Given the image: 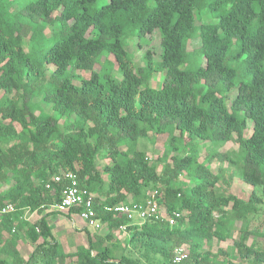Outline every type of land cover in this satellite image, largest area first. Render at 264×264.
<instances>
[{"label":"trees","instance_id":"1","mask_svg":"<svg viewBox=\"0 0 264 264\" xmlns=\"http://www.w3.org/2000/svg\"><path fill=\"white\" fill-rule=\"evenodd\" d=\"M98 1L0 0V203L16 207L0 216V264H264V0ZM156 31L160 58L148 49L138 66L128 42ZM150 134L167 135L161 172L138 148ZM230 141L236 151L218 150ZM101 157L110 159L103 170ZM215 159L230 164L229 177L222 164L211 168ZM63 170L94 194L104 224L71 251L49 212L20 218L60 201L54 176ZM234 176L253 187L249 198L220 189ZM150 189L165 214L182 213L174 224L104 208L145 203ZM22 233L34 245L28 258L17 248ZM182 245L189 255L175 263Z\"/></svg>","mask_w":264,"mask_h":264},{"label":"rangeland","instance_id":"2","mask_svg":"<svg viewBox=\"0 0 264 264\" xmlns=\"http://www.w3.org/2000/svg\"><path fill=\"white\" fill-rule=\"evenodd\" d=\"M108 0H99L96 4V7H100L102 4L106 3ZM20 3H16L14 5H12L11 10L13 12L17 11L20 9ZM49 29H47V31H49ZM199 45V39H195L192 40L190 43V49L195 48L196 46ZM128 50L133 54L134 56V61L135 63L140 66L143 65V54L148 50H152L155 59H159L160 58V53H161V45H160V36L159 33L156 31L154 32L152 35H150L148 37V42L143 43L142 45H138L135 41H130L128 42L127 45ZM112 60H114V57L111 56L110 57ZM97 69L100 68V65L96 66ZM117 69V65L115 67ZM54 69V66L50 65L49 70H48V74H50L52 72V70ZM80 73L84 76V77H89L91 72L90 71H80ZM115 74L120 77V74L118 73V71H115ZM163 75L161 73H156L154 75L152 84L156 87H159L161 85V81H162ZM3 91H0V96L3 95ZM235 94V91L232 92L230 94V97L232 98ZM231 100V99H229ZM39 107L40 104H39ZM42 108V107H41ZM45 108L47 110H50V108L48 106L45 105ZM39 109H37L38 111ZM63 120H61L62 122ZM250 126H252V123H250ZM252 129L249 127L246 132L245 135L248 136L250 135ZM178 133V132H177ZM167 139V135H157L155 136L154 134H150V136L148 138H141L138 144V148L143 149L147 152L148 156L150 157V159L154 162L157 163L158 165V170L159 172H161L162 168H163V164L159 163V161H157L158 157L161 156L164 152L165 149V141ZM207 147L204 148L203 150H201V160L204 158L205 154L207 153ZM238 149V143L236 141H230L228 143H226L225 145H222L221 147L218 148L219 151L221 152H229V151H236ZM110 159L108 158H99L98 160V166L101 170H103V166L105 163L109 162ZM221 162L218 161L217 159H215V161H213L210 166L213 170L218 171L219 166H221ZM222 167L225 168L227 170L226 175L227 177L230 176L231 171L233 170L232 167L230 166V164L223 163ZM104 177L107 176L106 172H103ZM180 180L184 183H189V178L186 174L180 176ZM220 189H225L227 191H230L232 193H235L237 195H239L240 197H243L245 199L249 198L250 194L253 191V187L251 185H249L248 183L242 181V179H240L238 176H234L233 179L231 180V184L230 185H224L223 183H221L220 185ZM152 189H150L149 191H151ZM148 191V192H149ZM131 198V196H129ZM162 207V206H161ZM59 224V221H57ZM240 222H236V229L239 227ZM68 228L70 229V226H68ZM102 227L99 228L98 230L101 231ZM119 229L115 230V237L114 238H121V249L124 245V238L125 235L121 236L122 233L118 231ZM70 232V231H69ZM71 233V232H70ZM67 233V235L63 236V240H66L67 243H63V245H65V247L68 248V246L70 245V243L72 242V244H80V242H84L83 237H81V235H76V234H70ZM128 233V232H127ZM237 233V232H236ZM97 234V233H95ZM74 236V237H73ZM62 241V239H61ZM233 243V240H228V241H223L221 243H216L214 246V250L216 251L218 247H222L223 249H227L228 246H231V244ZM110 244V243H109ZM74 245V246H76ZM20 246H22V251L24 252V256L25 258L29 257V254L31 252V250H33L32 248V244L30 243V241L26 240L24 236L21 235V243ZM71 249V248H70ZM21 251V252H22ZM120 251V250H119ZM122 253V251H121ZM237 262H242L241 258H238L236 260ZM35 264H40V263H35Z\"/></svg>","mask_w":264,"mask_h":264},{"label":"built area","instance_id":"3","mask_svg":"<svg viewBox=\"0 0 264 264\" xmlns=\"http://www.w3.org/2000/svg\"><path fill=\"white\" fill-rule=\"evenodd\" d=\"M56 182L63 184L61 198L57 204L52 205L54 210L67 212L72 208H80L78 213L82 219L87 222L88 226L99 229L103 223L97 218L96 210L94 208V194L87 188V186L80 183L77 174L73 171L63 170L61 173L54 176ZM49 186V185H48ZM158 189L148 192V197L145 203L117 204L115 206L105 205V210L114 211L124 214L128 219L137 223H142L148 218H158L159 216L169 220L174 224L177 218L182 216L179 211H174L172 214H165L164 209L158 202ZM16 207L13 203H0V215L15 211ZM120 230L127 231V226L121 224ZM14 230V229H13ZM189 255V249L186 245L178 246L174 252V262L180 263Z\"/></svg>","mask_w":264,"mask_h":264},{"label":"crops","instance_id":"4","mask_svg":"<svg viewBox=\"0 0 264 264\" xmlns=\"http://www.w3.org/2000/svg\"><path fill=\"white\" fill-rule=\"evenodd\" d=\"M51 211H54V209L53 208H49V209L45 210L42 213L40 211H37V210L30 211V210L26 209L25 212L20 216V218L22 220H27V221H30V222H34V221L40 219L43 215H45L46 213L49 212L50 215H49L48 219H49L50 223L53 226L54 237L60 243H62V242L63 243H67L66 240H63V236L67 235V233H70V232H71L70 234L81 235V237L86 239V240H84L85 243L82 241V242H80V244H77V245L76 244H72V242H71L70 245L68 246V248L65 247V245H63V243H62L63 248L66 251L74 250L79 245L88 246L89 237L92 236L94 238L95 233L98 234V233L101 232L98 229H95V228H93L91 226H88L87 222L84 219H82L81 216L78 213H72V214L58 213L57 214V213H51ZM57 221H59V224H58ZM68 226H70V229L68 228ZM103 227H104V224H103L102 228ZM14 231H15V228H14L13 232ZM119 232L122 233L121 236H123V235L127 236V234H128L127 231H123V230H120ZM114 234H115V232H114ZM22 236H24L25 239L29 241V239L24 235V233H22ZM61 239H62V241H61ZM116 240L118 242H120L121 238L117 237ZM20 243H21V239H20L19 244L17 246V248L21 252L22 251V248H21L22 246H20ZM107 243L109 244L110 241H108ZM74 245H76V246H74ZM33 246L34 245H32V248H33ZM119 250H121V249H119ZM21 253L23 254L24 252L22 251ZM23 256H24V254H23Z\"/></svg>","mask_w":264,"mask_h":264}]
</instances>
